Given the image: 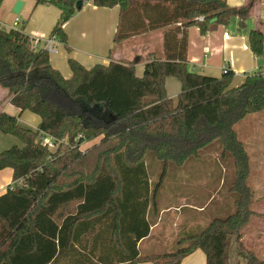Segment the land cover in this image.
<instances>
[{
  "label": "trees",
  "instance_id": "trees-1",
  "mask_svg": "<svg viewBox=\"0 0 264 264\" xmlns=\"http://www.w3.org/2000/svg\"><path fill=\"white\" fill-rule=\"evenodd\" d=\"M78 1L36 0L62 9L51 33L63 43L62 27ZM81 1L119 6L115 41L169 27L166 57L148 61L142 76L133 64L112 60L87 68L69 57L71 73L65 77L45 48L33 47L30 35L0 29V87L20 114L40 116L33 129L0 111V131L21 142L0 150V171H13L0 195V264H181L196 250L206 264H230V238L239 236L254 213L250 157L235 126L264 111V78L249 75L233 86L230 70L221 77L190 70L187 30L196 25L205 34L232 16L244 26L254 0L241 6L227 0ZM248 37L251 51L264 55V32L252 28ZM168 76L181 81L176 99L167 95ZM45 136L55 150L43 143ZM217 144L234 162L235 211L177 238L171 251L141 254L138 242L150 233L149 188L141 191L147 154L181 166ZM243 258L264 264L252 251Z\"/></svg>",
  "mask_w": 264,
  "mask_h": 264
},
{
  "label": "rangeland",
  "instance_id": "rangeland-1",
  "mask_svg": "<svg viewBox=\"0 0 264 264\" xmlns=\"http://www.w3.org/2000/svg\"><path fill=\"white\" fill-rule=\"evenodd\" d=\"M18 1H22L23 4L20 11L16 12L14 8ZM35 3L36 0H0V19L3 22H11L16 16L20 21L19 26L15 27L16 29L22 30L31 37L49 36L57 24L62 9L54 3L36 5ZM91 8L84 4L81 9H77L68 26L75 30L73 44L78 48L77 53H82L86 48L85 35L90 36L85 24L94 20ZM114 14L116 17L115 11ZM252 27L251 15L244 21V26L241 25L237 16H232L228 24L220 26L212 32H217L216 34L220 35L219 29H226L231 32L232 42L241 44V46L243 44L249 46L248 33ZM83 31L86 34H83ZM63 50H66L65 46L61 45L60 54H51L50 59L55 62V59L61 58V55H64ZM260 61H264V56L260 58ZM60 67L64 68V72H68L66 65ZM243 79V77H235L233 83H239ZM1 97L0 104L2 105V102L8 98V94L0 95ZM5 112L18 116L20 110L9 103L6 105ZM19 122L26 127L35 129L40 122V116L26 110L19 116ZM235 130L246 145L251 171L264 174V111L250 114L235 126ZM91 143L92 141L82 143L81 149H86ZM14 144L21 145V142L15 136L0 131V150ZM50 147L52 150L56 148L54 145H50ZM144 169L145 175L141 191L144 193L149 188L145 199L149 201V208H152L153 216L156 215V211L159 213L162 207H171L168 212L161 214V223L165 224L169 221L172 225L173 220L176 219L179 224V228L172 227V230H178L173 243L165 247L157 242L156 253L169 251V249L171 251L175 247L177 238L197 234L213 219L225 218L235 211L236 195L232 190L235 178L234 162L231 156L223 153L220 144L207 149L199 157L189 158L181 166L172 162L165 164L149 153L145 159ZM259 179L262 180V177ZM1 180L3 179H0V184ZM177 207H179L178 211H176ZM159 232L155 231V234ZM230 241L232 245L230 254L236 247L237 249L243 248L236 244L235 238H231ZM169 245H172L171 248H168Z\"/></svg>",
  "mask_w": 264,
  "mask_h": 264
},
{
  "label": "crops",
  "instance_id": "crops-1",
  "mask_svg": "<svg viewBox=\"0 0 264 264\" xmlns=\"http://www.w3.org/2000/svg\"><path fill=\"white\" fill-rule=\"evenodd\" d=\"M248 1L249 0H227V3L231 6H241ZM84 4L88 5L90 8L94 7L93 9L91 8L93 10L94 20L85 24L86 29L88 28L89 30L90 36L83 31V34H86L85 40L87 39L85 42V50L82 53H77L76 50H78V48L73 44L75 30L74 28H68L71 19L74 18L73 16L62 27L63 32L67 37L66 43L61 42L59 39L58 52L53 54H60V46L63 45L66 49L63 50L64 55H61V58L59 59H55V62L50 59L51 64L59 69L65 77L70 76L71 73L68 65L69 57L77 59L87 68H90L95 64L106 65L112 60L125 64H133L138 76L143 75L144 66L148 61L152 59L163 60L166 57L163 49V36L169 27L149 30L141 34L132 35L125 39L115 41L114 35L119 20V6L100 7L95 6L91 1H86ZM114 11L116 17L114 16ZM249 14L251 15V22L253 24L252 28H257L264 32V0H254ZM13 21L3 22L0 19V29L6 32L19 30L11 26ZM173 25L179 26L181 25V22L179 21ZM220 26L223 27V25H218L207 31L205 34H202L199 27L196 25L188 28L187 62L190 70L207 76L221 77L223 75V67L227 66L232 72L242 73L235 75L234 78L243 77L245 79L247 73L255 70L257 66H264V61H260V58L264 55L257 57L247 44L241 46V44L238 45L232 42V35L230 39L225 40L223 34L228 30H221L220 28V32H218L221 33L220 35L216 34L217 32H212ZM180 36L181 33H177V37L179 38ZM41 44L43 45L44 41H41ZM62 65L68 67V72L63 71L64 68L60 67ZM244 79L236 84L232 81V85L237 86L242 83ZM165 88L167 95L176 99L182 91V84L177 77L168 76L165 80ZM3 94L7 95L8 91L0 87V95ZM1 101L2 97L0 98V102ZM9 103L10 95L8 94V98L2 102V105L0 104V111H5L6 105ZM21 114L19 112L18 120ZM253 171L250 169L248 184L253 193L251 209L254 213L249 221L242 227L239 236L231 237L235 238L236 244H239L243 248L237 249L236 247V249L231 251L232 253L230 254L232 246L230 241V264H246V261L243 259V254L248 251H252L258 259L264 260V174H257V171ZM12 174L13 171L11 168H5L0 171V179H3L0 184V195L4 193L6 187L12 183ZM261 177L262 180L259 179ZM170 208L171 207H162L159 210V213L156 211L155 216H153L151 212L152 208H148L147 218L150 221V233L138 242V249L141 254L156 252L157 242L166 247L168 244L173 243L177 237L178 230H172V227L179 228L176 219L173 220L172 225H170L169 221L165 224L161 223V214L168 212ZM178 208L179 207L176 208V211H178ZM155 231L160 232L155 234ZM171 246L172 245H169L168 248H171ZM137 264L152 263L138 262ZM181 264H206L205 255L201 250H196L185 256Z\"/></svg>",
  "mask_w": 264,
  "mask_h": 264
},
{
  "label": "built area",
  "instance_id": "built-area-1",
  "mask_svg": "<svg viewBox=\"0 0 264 264\" xmlns=\"http://www.w3.org/2000/svg\"><path fill=\"white\" fill-rule=\"evenodd\" d=\"M20 23L19 18L16 17L12 23V27H16L18 26ZM223 37L225 40H228L231 38V34L229 31H225L223 34ZM33 47L34 48H45L48 53L51 54H56L58 52V44H59V37L56 34H51L49 36H43V35H36L33 36ZM41 41H44V44H41ZM255 56L258 57V55L255 54ZM229 71V68L227 66L223 67V73H227ZM234 76L235 75H239L242 73H237V72H233ZM249 75H257V76H261L264 78V66H257L255 70L247 73V76ZM43 143L46 145H48L50 147V145H54L55 144L51 141L49 136H45L43 137ZM51 148V147H50Z\"/></svg>",
  "mask_w": 264,
  "mask_h": 264
},
{
  "label": "water",
  "instance_id": "water-1",
  "mask_svg": "<svg viewBox=\"0 0 264 264\" xmlns=\"http://www.w3.org/2000/svg\"><path fill=\"white\" fill-rule=\"evenodd\" d=\"M22 4H23L22 1H18L17 4H16V6H15V8H14V10H15L16 12H19V11H20V8H21V6H22ZM82 4H83V1L79 0V1L77 2V6H76L77 9H80L81 6H82Z\"/></svg>",
  "mask_w": 264,
  "mask_h": 264
}]
</instances>
